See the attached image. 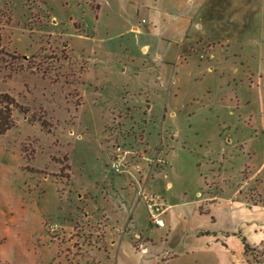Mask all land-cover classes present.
Masks as SVG:
<instances>
[{
  "label": "rangeland",
  "instance_id": "1",
  "mask_svg": "<svg viewBox=\"0 0 264 264\" xmlns=\"http://www.w3.org/2000/svg\"><path fill=\"white\" fill-rule=\"evenodd\" d=\"M0 36V264H264V0H0Z\"/></svg>",
  "mask_w": 264,
  "mask_h": 264
},
{
  "label": "trees",
  "instance_id": "2",
  "mask_svg": "<svg viewBox=\"0 0 264 264\" xmlns=\"http://www.w3.org/2000/svg\"><path fill=\"white\" fill-rule=\"evenodd\" d=\"M17 106L18 103L11 94L0 92V134H5L16 125L14 111ZM244 246L246 249L247 244L244 243Z\"/></svg>",
  "mask_w": 264,
  "mask_h": 264
},
{
  "label": "built area",
  "instance_id": "3",
  "mask_svg": "<svg viewBox=\"0 0 264 264\" xmlns=\"http://www.w3.org/2000/svg\"><path fill=\"white\" fill-rule=\"evenodd\" d=\"M116 168H118V165H115ZM147 208L150 213V220L152 223L158 225V226H164V221L162 219V214L164 213V208L160 203H158L154 198H147ZM57 227L55 226H52Z\"/></svg>",
  "mask_w": 264,
  "mask_h": 264
},
{
  "label": "crops",
  "instance_id": "4",
  "mask_svg": "<svg viewBox=\"0 0 264 264\" xmlns=\"http://www.w3.org/2000/svg\"><path fill=\"white\" fill-rule=\"evenodd\" d=\"M131 4H135L134 2H132ZM135 29H137V31H135ZM131 30L133 31V32H135V33H139L140 32V28H139V26H137V25H135V26H133L132 28H131ZM147 49H148V47L147 46H144L143 47V51H147ZM150 107V106H149Z\"/></svg>",
  "mask_w": 264,
  "mask_h": 264
}]
</instances>
